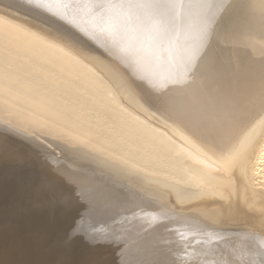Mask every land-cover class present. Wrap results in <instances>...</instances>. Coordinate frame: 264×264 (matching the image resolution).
Here are the masks:
<instances>
[{
    "label": "bare ground",
    "instance_id": "obj_1",
    "mask_svg": "<svg viewBox=\"0 0 264 264\" xmlns=\"http://www.w3.org/2000/svg\"><path fill=\"white\" fill-rule=\"evenodd\" d=\"M0 120V264H264V0H0Z\"/></svg>",
    "mask_w": 264,
    "mask_h": 264
},
{
    "label": "snow or ice",
    "instance_id": "obj_2",
    "mask_svg": "<svg viewBox=\"0 0 264 264\" xmlns=\"http://www.w3.org/2000/svg\"><path fill=\"white\" fill-rule=\"evenodd\" d=\"M170 6L175 7L176 4L173 3ZM66 182L68 181L66 180ZM75 195L80 200H87L89 217L116 213L119 208L125 207L128 203V199L123 194L117 192L116 189L98 179L85 182L80 192L75 193ZM136 218V213H133L132 216H120L118 219L116 216H112V223L128 225V227L124 229L123 235L121 237H117L118 240L122 239L126 246L138 244L143 239L144 235L150 231H154L156 227L160 226L153 223L150 228L137 229L133 224V221ZM84 219L85 218L82 217V220ZM160 224L162 225L163 222H160ZM101 230V228L92 227L90 224L88 226L89 233ZM79 235H81V232L78 231L77 228H73L72 232L68 236V240L70 241ZM89 242L92 244L96 243L94 240H90ZM92 264H96V262H92Z\"/></svg>",
    "mask_w": 264,
    "mask_h": 264
},
{
    "label": "rangeland",
    "instance_id": "obj_3",
    "mask_svg": "<svg viewBox=\"0 0 264 264\" xmlns=\"http://www.w3.org/2000/svg\"><path fill=\"white\" fill-rule=\"evenodd\" d=\"M0 128H3V129H5L6 131H8V132H10V133H12V134H15V135H18V136H21V137H23L25 140H27L28 142H31V143H33L34 145H36V146H39V147H41L42 149H45V150H47V151H49L53 156H55V157H58L59 159H63V158H65V157H69V156H73V154H75L76 153V151H74L73 149H71L70 147H68V146H66V145H64L62 142H58V141H51V143H49V142H47V141H44V140H40L39 138H36V137H34V136H32V135H27V134H25V133H23L21 130H18V129H16V128H14L13 126H11V125H9V124H7V123H5V122H3V121H1L0 120ZM37 130H39L40 132H42L43 134H45V135H47L45 132H43L42 130H40V129H37ZM46 138H47V136H45ZM48 138H50V137H48ZM47 138V139H48ZM78 154H80V153H78ZM85 157H87V158H89V159H93V160H96V158L95 157H93L92 155H87V154H83ZM104 164V163H103ZM105 165L107 166V167H109V168H111V170H113V171H115V172H118V173H120V174H123L124 176H127V174L128 175H130V173H128L126 170H124V169H122V168H120V167H118V166H115V165H110V164H106L105 163ZM13 175H15V174H13ZM17 175V174H16ZM15 177L16 176H14V178H13V176H11V180L10 181H16V179H15ZM134 177H136V176H134ZM137 178V177H136ZM1 179V178H0ZM15 179V180H14ZM16 182H18V181H16ZM5 189H0V198H2L3 197V200L1 199V202L3 201V202H5L4 200H6L8 197H6L7 195L9 196L10 195V193H15L16 192V196H17V198H18V196L19 195H21L22 193H23V196L24 197H22V196H20L21 198H23V199H28V198H30V195H27L29 192H27V191H25L24 189L23 190H15V191H11L10 189V193L7 191H4ZM7 190V189H6ZM4 191V193L6 192V194H4L3 196H2V192ZM19 191V192H18ZM21 191H23L22 193H21ZM2 193V194H1ZM19 193H21V194H19ZM26 193V194H25ZM26 196H25V195ZM6 195V196H5ZM14 195V196H15ZM13 195H11V197H12ZM15 196V197H16ZM27 196H28V198H27ZM10 196H9V198L10 199H12ZM4 198H6V199H4ZM9 198L7 199V203L5 202V204H8L9 202L10 203H13L12 201L15 199V201H14V203H16V198H14V199H12V201H10L9 200ZM21 198H19L21 201H19V203H25L26 201L25 200H23V199H21ZM18 201V200H17ZM25 201V202H24ZM0 202V204L3 206L4 205V203L2 202L1 203ZM18 203V202H17ZM2 206H0V208L2 207ZM4 207V206H3ZM39 231H41V230H39ZM56 235V237H57V239H59L60 237H58V234H55ZM60 243V242H59ZM23 248V247H22ZM22 248H20L21 250H22ZM24 250V249H23ZM74 250H76V249H73V250H71L70 251V254H72V257H74V253H76V251H74ZM17 251V250H16ZM74 251V252H73ZM18 252H21L20 250L19 251H17V254H18V256H15V257H17V259H19V255L20 254H22V252L21 253H18ZM16 254V255H17Z\"/></svg>",
    "mask_w": 264,
    "mask_h": 264
}]
</instances>
